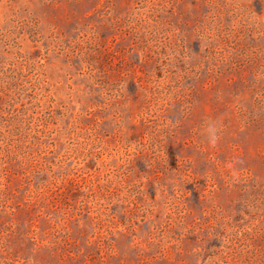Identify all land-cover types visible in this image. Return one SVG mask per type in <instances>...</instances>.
I'll list each match as a JSON object with an SVG mask.
<instances>
[{
    "label": "rangeland",
    "instance_id": "1",
    "mask_svg": "<svg viewBox=\"0 0 264 264\" xmlns=\"http://www.w3.org/2000/svg\"><path fill=\"white\" fill-rule=\"evenodd\" d=\"M0 264H264V0H0Z\"/></svg>",
    "mask_w": 264,
    "mask_h": 264
}]
</instances>
